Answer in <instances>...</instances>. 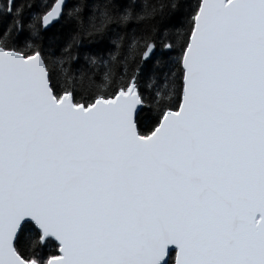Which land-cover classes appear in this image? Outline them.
I'll return each instance as SVG.
<instances>
[{
    "label": "snow or ice",
    "instance_id": "1",
    "mask_svg": "<svg viewBox=\"0 0 264 264\" xmlns=\"http://www.w3.org/2000/svg\"><path fill=\"white\" fill-rule=\"evenodd\" d=\"M0 264H264V0H0Z\"/></svg>",
    "mask_w": 264,
    "mask_h": 264
},
{
    "label": "trees",
    "instance_id": "2",
    "mask_svg": "<svg viewBox=\"0 0 264 264\" xmlns=\"http://www.w3.org/2000/svg\"><path fill=\"white\" fill-rule=\"evenodd\" d=\"M164 85H155L154 90H161L163 89Z\"/></svg>",
    "mask_w": 264,
    "mask_h": 264
}]
</instances>
